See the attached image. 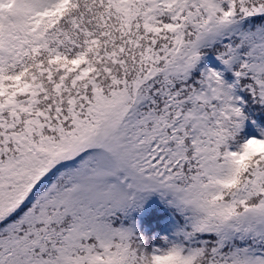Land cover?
<instances>
[{
	"label": "snow or ice",
	"instance_id": "6c2138e0",
	"mask_svg": "<svg viewBox=\"0 0 264 264\" xmlns=\"http://www.w3.org/2000/svg\"><path fill=\"white\" fill-rule=\"evenodd\" d=\"M0 264H264V0H0Z\"/></svg>",
	"mask_w": 264,
	"mask_h": 264
}]
</instances>
